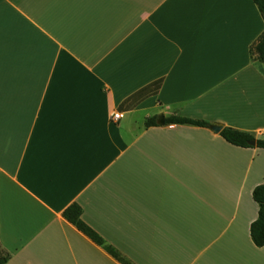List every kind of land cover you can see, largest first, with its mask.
I'll return each mask as SVG.
<instances>
[{"label": "crops", "instance_id": "crops-1", "mask_svg": "<svg viewBox=\"0 0 264 264\" xmlns=\"http://www.w3.org/2000/svg\"><path fill=\"white\" fill-rule=\"evenodd\" d=\"M263 32L253 0H0L5 264H121L62 217L72 204L132 264H264V150L163 124L262 140Z\"/></svg>", "mask_w": 264, "mask_h": 264}, {"label": "trees", "instance_id": "trees-1", "mask_svg": "<svg viewBox=\"0 0 264 264\" xmlns=\"http://www.w3.org/2000/svg\"><path fill=\"white\" fill-rule=\"evenodd\" d=\"M253 3L257 7V10L264 18V0H253ZM249 53L254 60L264 64V32L259 36L257 41L251 45L249 48ZM155 118H151L146 121L145 126H155ZM164 125H189L202 128H209L210 124L206 121L193 120L183 117H168L163 120ZM220 137L225 140L230 145L250 148L249 142L255 140L253 136L248 133H244L232 128H223L219 132ZM255 147L264 150V140H255ZM253 201L258 206L257 218L249 226V235L252 243L255 247L261 248L264 246V183L254 187L251 193ZM62 217L75 226V228L80 231L83 235L89 238L93 243L101 246L109 255H111L115 260L121 264H132L126 258L122 257L116 250L111 246L105 245L103 239L99 237L89 226H87L81 220V208L77 204H72L67 207L63 213ZM5 256H0V264H5Z\"/></svg>", "mask_w": 264, "mask_h": 264}, {"label": "water", "instance_id": "water-1", "mask_svg": "<svg viewBox=\"0 0 264 264\" xmlns=\"http://www.w3.org/2000/svg\"><path fill=\"white\" fill-rule=\"evenodd\" d=\"M210 129H211V131H213L214 133H219V132L221 131V129H222V126L219 125V124H211V125H210ZM248 144H249V146H251V147L255 146V140L250 141Z\"/></svg>", "mask_w": 264, "mask_h": 264}, {"label": "built area", "instance_id": "built-area-1", "mask_svg": "<svg viewBox=\"0 0 264 264\" xmlns=\"http://www.w3.org/2000/svg\"><path fill=\"white\" fill-rule=\"evenodd\" d=\"M120 117H121V115L119 113H114L111 115V120L117 121Z\"/></svg>", "mask_w": 264, "mask_h": 264}, {"label": "rangeland", "instance_id": "rangeland-1", "mask_svg": "<svg viewBox=\"0 0 264 264\" xmlns=\"http://www.w3.org/2000/svg\"><path fill=\"white\" fill-rule=\"evenodd\" d=\"M262 140H264V137H263V139Z\"/></svg>", "mask_w": 264, "mask_h": 264}]
</instances>
